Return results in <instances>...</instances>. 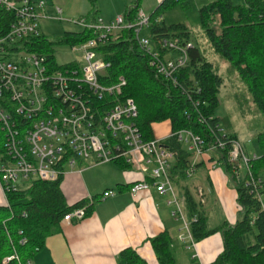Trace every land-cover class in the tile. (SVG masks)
Returning a JSON list of instances; mask_svg holds the SVG:
<instances>
[{"label": "trees", "instance_id": "16d2710c", "mask_svg": "<svg viewBox=\"0 0 264 264\" xmlns=\"http://www.w3.org/2000/svg\"><path fill=\"white\" fill-rule=\"evenodd\" d=\"M181 1L163 0L150 15L147 33L153 40L176 37L191 41L187 26L167 25L162 20L163 12L174 9ZM138 11L136 3L127 9L125 17L132 19ZM0 22H8L7 16L0 14ZM199 27L213 51L237 72L264 121V0H242L240 4L233 0H212L199 9ZM90 37L87 31L69 32L58 44H79ZM48 46L49 43L40 36L34 40L31 51L45 54L53 60ZM97 52L110 65L107 70L110 83H116L121 77L126 80L125 96L137 106L136 125L145 141L155 138L153 126L162 123L169 124L170 134L190 130L207 146L213 144L215 137L211 129L215 131L224 146L217 152L216 161L224 167L235 185L239 212L233 225L223 223L214 230L207 228V216L200 197L184 182V172L193 164L191 154L176 137L164 141L175 155L170 178L182 191L189 234L195 243L214 233L221 234L223 250L211 264H264V155L244 167L246 173L242 181L235 177L228 154L236 137L220 132L219 119L215 116L220 106L219 92L223 81L198 44L193 43V48L188 50L189 62L177 74L180 88L155 75L130 31L110 35ZM256 139L263 149L264 126ZM4 142L0 130V163L7 158ZM214 158L211 156L209 160L212 162ZM117 164L124 170L128 169L123 163ZM200 165H205V162L200 161L198 165L194 162L195 169ZM245 180L260 183L253 188L246 185ZM61 181L62 177L53 182H20L15 190L6 194V204L0 206V264H24L31 260L47 238L58 233L64 216L74 209L86 207L85 218L90 215V201L81 200L73 205L66 203L60 190ZM150 245L159 264H176L166 231L151 238ZM6 258L9 260L5 261ZM117 264L148 263L136 250L124 248L117 254ZM191 264L198 263L192 260Z\"/></svg>", "mask_w": 264, "mask_h": 264}, {"label": "built area", "instance_id": "2783aa9c", "mask_svg": "<svg viewBox=\"0 0 264 264\" xmlns=\"http://www.w3.org/2000/svg\"><path fill=\"white\" fill-rule=\"evenodd\" d=\"M44 10L42 0H0V14L8 18V22H0V130L7 157L0 163V187L5 199L20 182L56 181L78 162H91L90 166L123 163L142 175L130 188L133 196L151 188L159 194L169 193L172 215L183 219L170 178L175 155L164 141L173 136L191 155L213 154L215 158L223 144L212 129L215 137L210 146L190 130L145 141L136 125L137 106L125 96L126 80L121 77L116 83L109 82L110 65L102 60L97 48L110 35L130 31L155 75L180 88L177 74L187 66L193 43L176 37L153 40L144 34L150 16L140 10L132 19L125 14L117 16L109 25L80 18L73 24L80 28L78 32L87 31L91 37L68 45L80 60L58 66L47 55L31 51L34 40L41 36L39 24L46 17ZM56 14L60 16L61 10L56 8ZM218 130L222 132L220 127ZM215 158L211 170L219 165ZM257 158L248 156L237 140L232 141L228 161L238 180L244 179L240 169ZM194 173L193 162L184 178L191 179ZM245 182L253 188L260 183ZM113 195L108 190L101 199ZM85 212L86 207L76 208L64 216L63 222L80 221ZM185 229L188 231V227Z\"/></svg>", "mask_w": 264, "mask_h": 264}, {"label": "crops", "instance_id": "0c3cea01", "mask_svg": "<svg viewBox=\"0 0 264 264\" xmlns=\"http://www.w3.org/2000/svg\"><path fill=\"white\" fill-rule=\"evenodd\" d=\"M162 1L135 0L131 3V0H124L110 14L101 13L98 16L99 11L95 9L93 13L83 18L112 22L116 16L125 14L127 9L136 3L141 12L150 16ZM147 32L145 31L146 35ZM168 136L164 134L160 138L164 139ZM211 156L215 157L213 154ZM191 159L197 165L203 161L194 155ZM112 164L115 167L107 165L84 167V162H78L77 167L67 170L60 184L66 203L73 205L81 200H91V213L80 221H62L58 233L47 238L44 246L34 254L31 259L32 264H117V254L124 248L136 250L148 264H159L150 245V239L164 231L170 236L171 250L176 264H191L192 260L198 264H211L216 259L223 250L221 234L214 233L199 242L192 243L189 230L185 229L188 225L181 199L182 191L176 184L172 182L175 197L183 210V219L172 215L173 206L168 205L172 199L169 193L159 194L151 188L133 196L130 188L133 183L141 180L142 175L137 170L130 168L124 170L117 163ZM212 171L214 173L210 177L205 165H200L195 169L191 179L184 180L197 197L201 192L200 201L204 213L208 216V230H214L223 223L214 227L208 226L211 213L209 214L205 209L208 203L207 193L213 195L215 202L229 200L227 202L230 207L229 215H224L228 218L226 222L233 225L237 220V216L235 219L234 215L235 208L233 207L232 210V201H230L232 197L233 200L235 199L229 188L230 176L225 171L221 173L217 167ZM240 173L241 177L244 176L245 169L241 168ZM108 190L114 195L102 200L103 192ZM162 202L165 206L171 207L169 216L168 211L161 205ZM5 204L6 199L0 187V206Z\"/></svg>", "mask_w": 264, "mask_h": 264}, {"label": "rangeland", "instance_id": "374dc122", "mask_svg": "<svg viewBox=\"0 0 264 264\" xmlns=\"http://www.w3.org/2000/svg\"><path fill=\"white\" fill-rule=\"evenodd\" d=\"M45 3V19L40 20L39 32L47 43L53 56L54 62L58 66L70 64L74 60H80L79 55L75 54L68 45H59L60 41L66 33L78 32L80 28L73 24L76 20L86 17L93 13V10L101 13L110 14L113 9L120 5L124 0H42ZM135 0H131V3ZM144 1V0H141ZM212 0H183L180 5L171 10H166L162 14V20L167 25L184 24L188 27L191 34V42L197 43L200 50L208 62L213 64L216 73L222 78L223 84L219 92L220 106L215 112V116L219 119L220 129L224 134L233 135L236 140L243 146L248 156L256 155L261 157L264 155V148H260L257 142V135L263 131V118L252 101L250 93L247 91L244 83L239 78L237 72L222 58L217 55L208 41L204 38L199 27V9L211 2ZM234 3L240 4L242 0H233ZM56 8L62 10L59 16L56 14ZM154 9V8H153ZM124 15V14H121ZM120 16V15H118ZM117 17V16H116ZM115 17V18H116ZM114 18V19H115ZM104 25L111 22H105L104 19H98ZM114 21V20H113ZM112 21V22H113ZM145 34V32H144ZM170 126L168 123H162L154 126V135L156 139H161V135H169ZM192 156V155H191ZM211 155H203L200 160L205 162L208 175L213 176L214 171L211 170L212 162L209 160ZM92 165L91 162H84V167ZM115 167L114 164H98L97 166ZM77 167V166H76ZM221 173L225 171L224 167L217 165ZM243 170H241L242 172ZM229 188L234 194L230 199L232 201V210L235 208V219L238 215L236 205L235 186L229 181ZM100 189V188H99ZM215 195V194H214ZM216 197V195H215ZM207 209L211 216L208 218V226H217L221 223H227L230 207L222 200L214 201L213 195L207 193ZM161 205L167 210V215L171 213V207ZM174 207H172V211ZM208 217V216H207ZM181 226L182 223L180 222ZM178 226V225H177ZM173 251V250H172ZM180 264V263H179Z\"/></svg>", "mask_w": 264, "mask_h": 264}]
</instances>
